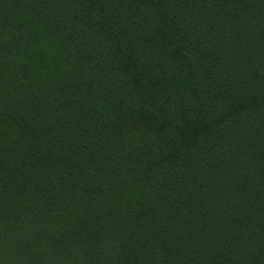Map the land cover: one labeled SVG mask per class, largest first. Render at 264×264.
Here are the masks:
<instances>
[{"label": "trees", "instance_id": "1", "mask_svg": "<svg viewBox=\"0 0 264 264\" xmlns=\"http://www.w3.org/2000/svg\"><path fill=\"white\" fill-rule=\"evenodd\" d=\"M0 264H264V0H0Z\"/></svg>", "mask_w": 264, "mask_h": 264}]
</instances>
